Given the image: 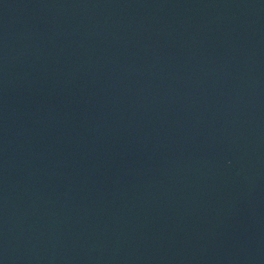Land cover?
<instances>
[{
	"label": "water",
	"instance_id": "1",
	"mask_svg": "<svg viewBox=\"0 0 264 264\" xmlns=\"http://www.w3.org/2000/svg\"><path fill=\"white\" fill-rule=\"evenodd\" d=\"M0 264H264V0H0Z\"/></svg>",
	"mask_w": 264,
	"mask_h": 264
}]
</instances>
